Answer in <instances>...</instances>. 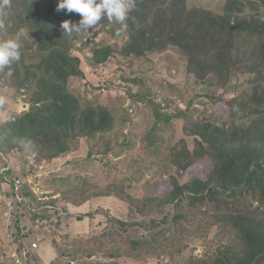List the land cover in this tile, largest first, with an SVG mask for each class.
Segmentation results:
<instances>
[{"label":"trees","instance_id":"1","mask_svg":"<svg viewBox=\"0 0 264 264\" xmlns=\"http://www.w3.org/2000/svg\"><path fill=\"white\" fill-rule=\"evenodd\" d=\"M57 3L0 0V42L28 32L20 60L0 71V89L12 96L0 122V209L9 214L0 264H16L22 251L25 264H43L35 241L54 251L48 264H264V0H136L126 27L104 17L71 36L61 23L81 17L57 12ZM164 56L191 84L156 102L135 67ZM108 64L111 78L102 74ZM87 89L122 91L129 105L88 98ZM19 102L25 109L15 112ZM141 108L157 135L135 148L137 137L146 141L135 132ZM175 126L185 143L178 155L164 138ZM80 141L83 166L97 158L110 172L127 156L125 179L102 187L83 167L35 193L37 168ZM164 177L166 189L132 190ZM63 224L74 234L60 233ZM37 229L48 234L38 238Z\"/></svg>","mask_w":264,"mask_h":264},{"label":"rangeland","instance_id":"2","mask_svg":"<svg viewBox=\"0 0 264 264\" xmlns=\"http://www.w3.org/2000/svg\"><path fill=\"white\" fill-rule=\"evenodd\" d=\"M153 61L151 62H142L140 65H137L135 67V73L134 77L142 79L145 81L146 87L153 89L158 93V97L156 102H162L164 97H167L168 99H173V94L176 93L177 91L183 90V87L185 85L191 84V80H188L185 78L183 71L181 67L176 66L173 63L172 58L170 57H156L152 59ZM116 69L115 65L108 64L106 69H103L102 74L106 75L107 77L111 78V74L113 71ZM119 82H116L115 84L118 85ZM196 89L197 87L194 86ZM88 93V98L91 99H97L98 97L100 98L101 101H108L111 98L114 97H120L121 99V104L124 109H126L129 105V100L128 98L125 97L122 91H112L108 89H103L102 91H93L91 89H87ZM81 94H85L83 89L80 92ZM80 94V95H81ZM83 95H81V99H83ZM11 102H12V96L11 92L7 89H0V122H3L8 115L7 111L11 107ZM198 105H196L197 107ZM178 107L180 109L184 108V104L182 102L178 103ZM198 108H202V106H198ZM209 108V107H208ZM25 107L22 105L21 102H19V105L15 107V112H20L24 110ZM143 108H141L142 110ZM174 108H171L170 111H166L169 113H172ZM209 111L211 109L209 108ZM129 115L132 120L135 119L134 117V112H131L129 109ZM141 116L138 118V121L135 124V132L137 134H142L145 133V143L140 142V137H137L136 139V146L135 148L142 147L144 144L146 145H151L153 141L156 138L157 132L156 129L151 126V116L149 110L145 109L142 110ZM145 124H142L141 122L143 121ZM173 122L178 125L179 127L183 123V119H175ZM140 125V126H139ZM178 126H175L174 130H169V132L164 134V138L169 139L170 142L173 144V147L170 149L171 154L173 153L174 155H178L179 151H182L185 148V143L183 141V138H179L178 133H177V128ZM124 131L128 132L127 128H124ZM87 153V146L84 141H80L76 150L69 153L67 156L58 158L51 162L50 164L43 165V167L37 168V175H38V181L35 183V185L32 187L33 191L37 193L38 195L42 193H50V191L56 187L50 186L48 183L45 181H50L52 177H64V176H70L71 180H73L72 175L78 174L83 175L82 173V168H86L92 177H94L96 180H98L100 186H106L107 184L113 182V181H119L121 179H125L127 176V168H128V157L123 156L119 159H113L112 163L116 166L115 169H112L110 172L106 171L104 166L102 165V162L97 160V158H94L91 164L89 165H84L82 160L86 156ZM184 153V152H183ZM133 159H136L135 154L132 155ZM120 161L121 164H117V162ZM12 165L16 166L17 165H22L20 160L16 157H12ZM117 164V165H116ZM193 172H191L190 175H192ZM181 175V174H179ZM28 181H31V178L28 179ZM31 183V182H30ZM150 185H149V184ZM146 182V180H142L140 182L134 183L132 186V190L134 187L137 186H142L145 188L148 192L146 195L151 194L155 188H158L163 190L167 188V177H164L163 179H157L155 184L152 185L150 182ZM135 194L139 195L142 194V188H138L135 190ZM95 210V208H94ZM5 209L1 208L0 209V242L5 238H3V224H6L5 219H8L9 214L4 213ZM62 214V213H59ZM2 215V216H1ZM81 227V226H77ZM37 236L38 238H43L45 237L48 232L47 229L43 230L40 232V230L37 229ZM73 235L74 232H72V227L62 225L60 233H69ZM5 236V235H4ZM85 237V235H84ZM59 241V239H57ZM36 243V241H35ZM39 243V242H38ZM37 244V243H36ZM189 245L190 246H195L196 250L195 253H201L202 248L199 246V243H195L194 240H189ZM37 256L38 258L41 259L43 264H48L51 260L55 258V253L51 249L49 243L47 242L45 245L41 246L39 243V246L37 244ZM2 254V253H1ZM0 254V255H1ZM99 260L98 258H96ZM96 259H93L92 261H95ZM167 264H176L175 261H169Z\"/></svg>","mask_w":264,"mask_h":264},{"label":"clouds","instance_id":"3","mask_svg":"<svg viewBox=\"0 0 264 264\" xmlns=\"http://www.w3.org/2000/svg\"><path fill=\"white\" fill-rule=\"evenodd\" d=\"M4 3L7 5L8 0H4ZM135 7L136 0H58L56 11H64L65 15L77 13L81 17L76 23L71 20L61 23L63 34L71 36L73 33L91 31L104 17L126 27L124 22ZM24 36L28 37V32L21 29L14 38L0 42V71L20 60V39Z\"/></svg>","mask_w":264,"mask_h":264},{"label":"built area","instance_id":"4","mask_svg":"<svg viewBox=\"0 0 264 264\" xmlns=\"http://www.w3.org/2000/svg\"><path fill=\"white\" fill-rule=\"evenodd\" d=\"M31 248L32 249H36L37 248V244L35 242H33L31 244ZM13 258L15 259V263L16 264H25L23 262V259H26V251H22L21 252V256H16V255H13Z\"/></svg>","mask_w":264,"mask_h":264},{"label":"water","instance_id":"5","mask_svg":"<svg viewBox=\"0 0 264 264\" xmlns=\"http://www.w3.org/2000/svg\"><path fill=\"white\" fill-rule=\"evenodd\" d=\"M25 107V106H24Z\"/></svg>","mask_w":264,"mask_h":264}]
</instances>
